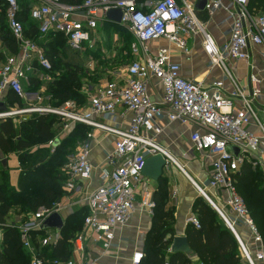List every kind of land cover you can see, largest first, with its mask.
Returning a JSON list of instances; mask_svg holds the SVG:
<instances>
[{"label": "built area", "instance_id": "built-area-1", "mask_svg": "<svg viewBox=\"0 0 264 264\" xmlns=\"http://www.w3.org/2000/svg\"><path fill=\"white\" fill-rule=\"evenodd\" d=\"M197 1L83 0L69 4L60 0H30L26 19L35 25L38 38L61 33L70 51L94 48L95 42L90 35L98 22L106 19L105 14L111 8L120 9L118 24L127 25L134 37L129 45L133 57L122 68L123 79L119 73V77L106 79L93 92L82 87L85 104L67 99L56 105L46 92L45 85L52 78V65L44 47L26 36L25 24L19 18L18 0H2L6 28L18 47L0 63V102L3 105L0 121L9 118L19 124L26 119L25 115H54L60 127L47 141L50 146L76 123L89 128L62 167L66 175L62 190L68 193L79 191L82 183L92 176L88 154L94 131L114 136L112 151L107 155L112 167L103 174L100 184L84 197L87 211L83 217V231L90 230L93 240L100 242L103 251L111 248L114 231L127 221L136 207L137 193L141 192L140 206L150 215L153 213L152 193L141 174L147 157L158 153L164 158L165 166L172 163L188 177L157 138L162 134L165 122L189 125V143L209 166L204 184L212 189L214 198L222 203V207L219 208L206 195L203 185L191 181L192 184L220 212L239 244L244 264H264L262 236L234 184V174L242 163L257 167L264 175V121L259 118V113L264 115V108L257 105L262 79L255 73H248L246 83H241L228 65L229 60L247 63L250 44L261 45L264 49V11H250L248 0H205L201 9L206 19L203 20L195 8ZM218 9L224 11V18L216 25L225 26L220 42L205 25ZM196 33L201 37V47L207 57L206 67L220 69V76L210 82L183 77L180 64L172 60L169 47H158L154 53H150L147 47L149 41L164 38L187 55L190 51L187 36ZM33 79L42 83L36 91L31 89ZM153 81H157L162 89L157 101L148 92ZM9 92L15 93L22 104H8ZM126 112L130 118L125 124L114 123L117 116L124 117ZM249 124H254L258 132L248 130ZM62 207L60 201L50 206L40 205L24 221L6 219L0 222V244L3 227H14L19 232L22 247L30 256L28 264H42L43 258L33 243L34 236H38L40 246L56 241L57 234L38 235V232L43 230L45 217L53 211L60 213ZM189 221L199 227L194 215ZM236 225H243L249 232L250 246L241 241ZM83 233L72 243L78 251L83 249ZM143 257L142 249H134L129 264H140ZM52 264L77 263L67 259L53 260ZM80 264L99 262L97 258H88Z\"/></svg>", "mask_w": 264, "mask_h": 264}, {"label": "trees", "instance_id": "trees-1", "mask_svg": "<svg viewBox=\"0 0 264 264\" xmlns=\"http://www.w3.org/2000/svg\"><path fill=\"white\" fill-rule=\"evenodd\" d=\"M30 0H22L19 3V18L24 22L27 37L37 40L45 49L52 65V80L47 82L46 92L52 96L53 104H60L67 99L75 100L79 105L85 102V97L81 91V79L89 72L88 68L65 60L64 48L66 46L65 37L61 33L56 35H46L42 39L38 38L35 25L28 23L26 16ZM69 4L81 3L83 0H60ZM0 0V42L8 49L9 53L17 51V42L11 36L5 25L4 7ZM247 7L250 11H264V0H248ZM198 16L205 20V16ZM118 27V25L116 26ZM128 47V45H127ZM124 45L121 48L127 50ZM86 51L92 50L86 49ZM61 54V55H60ZM122 58V57H120ZM104 61V58H101ZM106 60V59H105ZM114 60V59H113ZM120 63L121 60H116ZM102 63V62H101ZM39 81L32 80V90L38 88ZM81 101V102H80ZM17 102L22 104V100L13 92L7 94V103ZM25 123L32 124L33 132L38 137L48 141L55 136L59 129L57 118L51 114H31ZM24 123V122H23ZM23 126V125H22ZM19 131L22 130V127ZM16 124L7 118L0 121V150L4 153L20 151L28 145V140L22 138L16 130ZM84 131L85 138L88 127L76 123L68 133H66L59 143L71 140L70 136L76 129ZM66 159L63 160L62 166ZM1 164V162H0ZM2 170L6 168L2 167ZM62 170V169H61ZM33 172L25 171L18 176L17 186H11L9 174L7 183L15 190L6 187L4 179L0 178V222L5 221L10 214V210L20 205V208L14 213H27V216L34 212L40 205L50 206L61 200L63 196L62 185L66 179L64 171H53L42 181V184L34 189L33 194H26V184L32 178ZM6 177V176H5ZM234 184L237 192L243 198L248 207L250 216L256 224L264 244V175L257 167H252L249 163H242L237 172L234 174ZM156 187L152 193L153 213L151 227L142 249L144 257L140 264H200V262H209V264H244L239 244L227 227L222 218L215 209L201 196H196L192 202V212L197 218L199 227H195L190 221L185 225L184 235L187 239L188 246L195 254L198 261L193 262L190 255L176 251L170 252L169 246L173 238V228L171 221L174 218V207L166 206L167 186L165 177L160 176L156 181ZM23 208V209H22ZM25 211V212H24ZM86 206L73 211L65 219L61 229L58 231L59 236L52 244L36 247V250L43 258L42 264H52L53 260L65 261L69 259L70 246L69 236L74 232V227L79 223L83 224V217L86 214ZM68 228H72L66 235ZM47 229L38 232V235L46 234ZM169 235L167 238H165ZM37 236H34V239ZM29 254L22 247L19 241V232L16 228L4 226L2 229V240L0 244V264H28Z\"/></svg>", "mask_w": 264, "mask_h": 264}, {"label": "crops", "instance_id": "crops-1", "mask_svg": "<svg viewBox=\"0 0 264 264\" xmlns=\"http://www.w3.org/2000/svg\"><path fill=\"white\" fill-rule=\"evenodd\" d=\"M198 11L200 12L201 16L204 15L201 12V9H198ZM223 18L224 11L222 9H218L214 12L213 16L209 20H207V23L205 24L207 30L212 34L217 42L222 41L223 35L221 34V31L225 26L222 25L219 27L216 25V23L218 21H221ZM117 25L120 26L118 23H114L107 19L98 22L95 31H93L90 35L91 39H94L95 42L94 48L92 49L91 53L88 54L90 51L86 50H82L79 52L70 51L65 46V49L68 51L65 53V60L68 59L66 57L71 55L76 59L75 62L72 63L82 65L89 70H94L98 67L95 66V62H98L100 58H118L121 60V62L118 63L116 67H114L110 71V77L115 78L120 76L123 79L125 73L122 72V68L124 64L133 56L129 52V45L127 47V50H121L125 40L122 39L119 31L116 30ZM104 26H107L109 32L115 30L111 33L112 41H114L112 45L110 44V42L106 44L103 43L102 35L104 36ZM187 40L190 48V51L187 55L179 52V50L176 49L173 43L167 41L164 38H158L156 40L149 41L147 43V47L150 53H154L158 47H169L172 60L180 64V74L183 77L196 78L203 80L204 82H210L218 78L220 76V69L217 66L211 69H208L206 67L207 57L201 47L200 35L198 33L189 34L187 36ZM8 54V49L0 42V63ZM248 54L249 64L248 62L246 63L243 60H229L228 65L233 75L241 83H246L248 73H255L260 77V79H262V92L260 94L257 105L260 108H264V49L261 45L250 44L248 47ZM250 64L252 65L251 67ZM117 70L119 71L116 72V74H113V72ZM41 85L42 83L38 85L37 89H39V86ZM37 89L33 91H36ZM148 92L152 99L156 101L159 100L162 94L161 85L157 81L151 82L148 88ZM118 111H120V109H118ZM129 118L130 114L126 112L124 117L117 116L114 120V123L123 125L128 121ZM259 118L264 121V115H262L261 113H259ZM247 129L254 133L258 132V129L254 124H249L247 126ZM189 132V125H183L176 121L165 122L163 132L157 138L158 142L171 153V155L177 161L178 165L189 177L188 178L180 170V168L173 165L172 163L167 164V166H165L162 171V176L165 177V183L167 186L166 206L174 207V218L171 221V226L174 231L173 236L184 235L185 225L189 221V218L193 215L191 209L192 202L196 196L200 195L191 181H193L197 185H201V187L203 185L206 195H211L214 198L212 189L204 184L207 173L209 171V166H207V164L205 163V159L201 156V153L191 147L188 140ZM113 141L114 136L112 134L102 133L98 130L94 131V139L91 142L88 154L89 161L92 165V176L85 183H82L81 189L79 191L68 193L63 190L64 193L60 200L63 207L59 213L63 220V223L64 219L69 214L84 206V197L87 192L100 184L103 174L111 169L112 166L108 161L107 155L112 151ZM79 143H77L75 150L77 149ZM197 158L198 162H194ZM144 178L149 190L151 191V193H153V190L156 187L155 181H152L145 176ZM140 196L141 192L136 194V207L128 216L127 221L114 231V237L110 249L103 251L100 242H96L93 240V233L90 230L83 231L82 224V233L84 232V238L82 242L83 249L81 251H78L73 248L72 244L69 259H72L77 264L84 262L88 258H97L99 264H129V256L131 252L134 249L143 248L147 233L152 223V216L148 213L147 209L140 206ZM219 204L221 208L222 203L219 202ZM51 229L54 230V234H57L58 237L59 232L55 231L54 228ZM236 231L241 241L245 245L250 246L251 238L246 228L243 225H236ZM45 232L49 233L47 230ZM168 236L169 235H167L165 238H167ZM33 243L36 247H41L38 242V236L35 238ZM188 255H190L193 262L198 261L195 254ZM198 263L209 264L210 261H198Z\"/></svg>", "mask_w": 264, "mask_h": 264}, {"label": "rangeland", "instance_id": "rangeland-1", "mask_svg": "<svg viewBox=\"0 0 264 264\" xmlns=\"http://www.w3.org/2000/svg\"><path fill=\"white\" fill-rule=\"evenodd\" d=\"M22 0H18L19 3H21ZM104 36L103 43H109L112 45L114 41H112L111 33L113 31L108 30L107 26H104ZM112 29V28H111ZM116 30L119 31L121 37L123 40H125V47L127 45H130V43L133 41V36L131 34V31L129 30L127 25H120L116 27ZM99 46V45H98ZM125 49V48H124ZM64 52H68L64 48ZM67 60L71 62H75V57L69 55ZM106 59V60H105ZM118 58H104V61L100 58L98 62H95V66H98L94 70H89L87 75L81 79V85L80 87H87L90 88V90L96 91L99 89L101 84L106 80L110 78V71L116 67L118 64L116 62ZM102 62V63H101ZM103 66V67H102ZM102 67V68H99ZM105 68V69H104ZM52 78L50 79V81ZM81 102V101H80ZM85 104V102L83 103ZM32 115H25V120L20 122L19 124H16V130L17 133L21 135L22 138H25L28 140V145L20 150V151H14L12 153H4L0 150V161L3 158L7 159L6 168L2 170L1 164H0V178L3 180L6 184V187H9L10 190H15L14 187L17 186V180L19 174L25 172V171H31L33 172L32 178H30L29 182H27L25 190L26 194H33L35 191L34 189L37 188L39 185L42 184V181L45 177H47L51 172L53 171H61L62 172V162L63 160L67 159V156L71 154L77 145L79 143L83 136L84 131L82 129H76L74 133L70 136L71 140H67L64 142H56L57 144L50 146L47 144V141H44V139L38 137L33 132L32 124L25 123L29 118H31ZM57 120V119H56ZM24 122V123H23ZM23 125V126H22ZM23 127L21 131L19 129ZM18 163H17V161ZM198 162V158L195 159ZM8 174H9V181L11 186L7 183L8 180ZM6 176V177H5ZM209 198L220 208L219 200L216 198H213L211 195H208ZM203 197V196H202ZM20 208V205H16ZM13 208L10 210L9 217L7 218L10 220H17V221H24L27 219V213H23V210L19 213H14L16 209ZM23 209V208H22ZM219 215V214H218ZM72 228H68V230L65 232L67 235ZM47 231L51 236H54V230L51 228H47ZM82 233V225H75L74 232L70 234L69 241L72 243L74 238ZM72 246H70L71 248Z\"/></svg>", "mask_w": 264, "mask_h": 264}, {"label": "water", "instance_id": "water-1", "mask_svg": "<svg viewBox=\"0 0 264 264\" xmlns=\"http://www.w3.org/2000/svg\"><path fill=\"white\" fill-rule=\"evenodd\" d=\"M204 3H205V0H198L195 4V8L199 10L202 9L204 6ZM105 17L109 21H112L114 23H119L120 18H121V11L119 8H111L106 12ZM2 108H3V105L0 102V109ZM233 150L235 153H237L236 148H233ZM1 165L2 167L6 166L5 158L1 159ZM164 167H165L164 158L162 157V155L156 153L145 159L143 167L141 169V174L151 179L152 181H156L162 175V171ZM203 197L221 217L220 212L217 210V208H215V206H213L209 198L207 196H203ZM62 225H63V220L60 214L58 212L53 211L43 220L42 229L54 228L55 231L58 232L61 229ZM169 251L170 252L180 251L186 254H192V250L188 246L185 235H174L171 240L170 246H169Z\"/></svg>", "mask_w": 264, "mask_h": 264}]
</instances>
